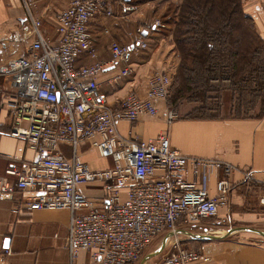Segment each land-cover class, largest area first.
Instances as JSON below:
<instances>
[{
	"label": "built area",
	"instance_id": "1",
	"mask_svg": "<svg viewBox=\"0 0 264 264\" xmlns=\"http://www.w3.org/2000/svg\"><path fill=\"white\" fill-rule=\"evenodd\" d=\"M115 1L71 0L57 16L56 43L43 35L41 20L30 16L24 36L33 39L25 55L0 66L8 84L0 90V127L5 118V134L35 154L23 168L10 166L0 177V200L21 193L27 211L70 212L66 247L73 261L86 251L94 264H139L153 241L180 230L179 223L217 218L229 206L235 183L231 165L186 156L171 147L167 134L143 140L132 130L120 131L123 122L159 117L156 101L167 100L173 77L154 73L145 98L131 92L118 106L108 102L101 77L115 72L106 79L114 87L135 75L131 56L148 47L143 35L166 27L155 19L138 29L135 44L114 43L110 61L98 60L89 23L97 16L114 17ZM127 1L125 17L138 9ZM86 55L92 63L79 65ZM179 118L178 110H167L169 125ZM88 151L112 165L92 167L84 158ZM220 171L212 194L211 176ZM255 180L253 172H245L242 182ZM84 189L98 195L88 197ZM177 236L168 240L163 264L210 262L184 248Z\"/></svg>",
	"mask_w": 264,
	"mask_h": 264
},
{
	"label": "crops",
	"instance_id": "2",
	"mask_svg": "<svg viewBox=\"0 0 264 264\" xmlns=\"http://www.w3.org/2000/svg\"><path fill=\"white\" fill-rule=\"evenodd\" d=\"M70 1L0 0V66L14 57L25 55L33 39L24 36L32 26L30 16L41 20L43 34L46 38L52 36L49 39L56 43V18ZM123 1L112 3L114 17L97 16L89 23L98 60L110 61L114 43L123 46L135 44L140 38L138 29L152 24L155 19L162 20L166 27L143 35L142 39L148 47L131 56L135 75L114 87L109 86L106 79L115 72L110 70L101 77V89L114 106H118L131 92L145 98L148 80L154 73H169L173 77L180 64L171 41V23L168 21L173 14L172 4L178 7L180 0H128L138 9L127 17L122 15ZM242 1L246 15L254 20L256 32L264 41V0ZM91 63L87 55L79 60V65ZM4 88H8V84L0 77V90ZM156 105L159 117H143L133 125L123 122L119 125L120 131L127 135L132 130L143 140L167 134L171 147L180 153L221 161L233 167L231 180L235 188L230 204L212 219L215 221L208 225L210 229L204 231V236L219 238L186 236V239H181L183 247L210 258V262L200 264H264V109L249 117H234L228 111L218 119L196 120L185 118L192 109L182 113L184 105H181L178 110L180 118L169 125L166 121L167 102L158 100ZM7 124L4 118L0 127V177L6 176L10 166L23 168L35 157L25 142L5 134ZM103 162L104 165L96 169L112 165V162ZM245 172H253L254 183L248 185L242 182ZM221 176V171L211 176L212 194H215V182ZM84 191L88 197L98 195L94 191ZM24 201L21 193L0 200V264H94L86 251H80L72 260L66 247L70 212L27 211ZM182 226L184 224L179 229L183 230ZM168 252L166 246L164 259Z\"/></svg>",
	"mask_w": 264,
	"mask_h": 264
},
{
	"label": "trees",
	"instance_id": "3",
	"mask_svg": "<svg viewBox=\"0 0 264 264\" xmlns=\"http://www.w3.org/2000/svg\"><path fill=\"white\" fill-rule=\"evenodd\" d=\"M168 21L180 61L166 100L169 109L195 101L200 107L185 118L218 119L226 92L235 102L234 117L264 108V41L242 0H184Z\"/></svg>",
	"mask_w": 264,
	"mask_h": 264
},
{
	"label": "rangeland",
	"instance_id": "4",
	"mask_svg": "<svg viewBox=\"0 0 264 264\" xmlns=\"http://www.w3.org/2000/svg\"><path fill=\"white\" fill-rule=\"evenodd\" d=\"M184 0H180V5L178 7H180L182 4H183ZM172 7L173 9L174 8H177V6L175 4H172ZM57 19V18H56ZM56 27H57V24H56ZM42 31V29H41ZM43 33V32H42ZM44 35V34H43ZM45 36V35H44ZM46 37V36H45ZM50 39L52 38V36L49 37ZM234 100H233V96L230 92H226L223 94V97H222V113L223 112H230L232 113V108L234 106ZM182 105H184V108L181 109V112L182 113H185V112H188L190 109H192L189 113H191L193 110L197 109L200 107L199 103L195 102V101H189V102H185L183 103ZM260 105V104H259ZM261 106H258L257 109L255 110V112L257 113V111L261 110ZM264 109V108H263ZM179 110V108H178ZM179 112V111H178ZM254 112V113H255ZM188 113V114H189ZM253 113V114H254ZM180 116H181V113L179 112ZM187 114V115H188ZM84 158L86 161H88V163H90V165L94 168H97V167H100L102 165H104V162L100 159H98L96 153L92 152V151H88L85 153L84 155ZM213 218L211 219H204V220H201L200 222H198L196 225H192V224H188V225H185L182 226L181 228H183V230L185 229L187 232H190V233H193V234H196V235H204V231L205 230H209L210 227L208 225L210 224H213L214 221H212ZM195 226V227H194ZM212 227V226H211ZM218 228L220 226H214V228ZM223 227V226H222ZM219 231V230H218ZM209 233V232H208ZM188 235H183V234H179L177 237L178 238H181L182 240L183 239H186ZM164 237H165V234L163 236H160L159 238H157L156 240L153 241V243L148 247V249L146 250V252L144 253L142 259H141V262L144 260V258L150 254H153L154 252H156L163 240H164ZM192 237V236H190ZM183 244V243H182ZM185 247V246H184ZM186 248V247H185ZM164 252V251H163ZM163 252L159 255H157L156 257H153L151 258L147 263L145 264H163L164 262V255H163ZM140 262V263H141ZM139 263V264H140Z\"/></svg>",
	"mask_w": 264,
	"mask_h": 264
},
{
	"label": "water",
	"instance_id": "5",
	"mask_svg": "<svg viewBox=\"0 0 264 264\" xmlns=\"http://www.w3.org/2000/svg\"><path fill=\"white\" fill-rule=\"evenodd\" d=\"M179 234H184V235H188V236H192V237H198V239H212V238L218 239L219 238V237H209V236H204V235H195L193 233L187 232L186 230H181L180 229V230H178L175 233H169V234H167L164 237V240H163L160 248L156 252H154L153 254H150V255L146 256L144 258V260L141 262V264H145L151 258L156 257L157 255L161 254L165 250V248L167 246L168 240L171 239L172 237L176 236V235H179Z\"/></svg>",
	"mask_w": 264,
	"mask_h": 264
}]
</instances>
